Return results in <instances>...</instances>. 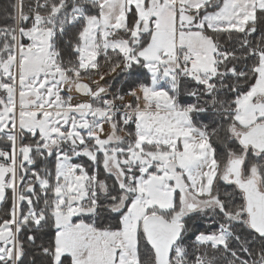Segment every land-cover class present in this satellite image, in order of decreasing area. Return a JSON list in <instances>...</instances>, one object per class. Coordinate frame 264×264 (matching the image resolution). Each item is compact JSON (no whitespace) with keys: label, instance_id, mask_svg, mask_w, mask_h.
Instances as JSON below:
<instances>
[{"label":"snow or ice","instance_id":"snow-or-ice-1","mask_svg":"<svg viewBox=\"0 0 264 264\" xmlns=\"http://www.w3.org/2000/svg\"><path fill=\"white\" fill-rule=\"evenodd\" d=\"M37 256L264 264V0H5L0 264Z\"/></svg>","mask_w":264,"mask_h":264},{"label":"trees","instance_id":"trees-1","mask_svg":"<svg viewBox=\"0 0 264 264\" xmlns=\"http://www.w3.org/2000/svg\"><path fill=\"white\" fill-rule=\"evenodd\" d=\"M5 3V0H0V6H2L3 4ZM199 223V222H198ZM201 228H203V226L201 225ZM45 231H49V230H45ZM191 242V241H190ZM32 257L31 255L29 256V260H31ZM37 264H40V259H39V256H37Z\"/></svg>","mask_w":264,"mask_h":264},{"label":"rangeland","instance_id":"rangeland-1","mask_svg":"<svg viewBox=\"0 0 264 264\" xmlns=\"http://www.w3.org/2000/svg\"><path fill=\"white\" fill-rule=\"evenodd\" d=\"M97 79H98V77H97ZM77 98H79V97H77ZM106 128H107V126H105Z\"/></svg>","mask_w":264,"mask_h":264}]
</instances>
